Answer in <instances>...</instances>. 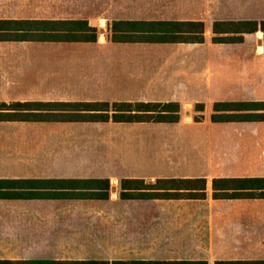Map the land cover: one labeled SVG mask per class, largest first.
Listing matches in <instances>:
<instances>
[{
	"label": "crops",
	"instance_id": "1",
	"mask_svg": "<svg viewBox=\"0 0 264 264\" xmlns=\"http://www.w3.org/2000/svg\"><path fill=\"white\" fill-rule=\"evenodd\" d=\"M243 2L252 6L245 16L231 17L213 8L217 0H0V106H30L0 112V261L264 263V199H215L213 191L216 179H264L254 174L262 168L215 175L211 160L201 159L185 163L183 176L161 175L174 169L162 157L167 134L205 124L68 122L65 107L178 103L187 111L264 102V33L244 34L238 44L206 37L211 19L213 26L264 21V0ZM67 22H87L98 40L68 43ZM128 22L203 23L205 41L114 42V24ZM139 147L142 157H131ZM156 179H205L206 198L140 205L154 216L140 225L145 246L137 257L73 255L83 234L69 214L110 210L123 180ZM103 181L109 191L87 184ZM104 193L109 198L98 199Z\"/></svg>",
	"mask_w": 264,
	"mask_h": 264
},
{
	"label": "trees",
	"instance_id": "2",
	"mask_svg": "<svg viewBox=\"0 0 264 264\" xmlns=\"http://www.w3.org/2000/svg\"><path fill=\"white\" fill-rule=\"evenodd\" d=\"M116 43H189L202 44L205 41L203 23H116L113 26ZM264 33L262 22L215 23L213 42L215 44L243 43L244 34ZM124 33L123 36L117 35ZM138 33L144 35H136ZM98 40L97 30L90 28L87 22H67L68 43H93ZM29 105L0 106L1 111H15ZM68 122L89 123H165L180 122L181 107L178 103H122V104H66ZM203 109V106H199ZM202 111V110H201ZM212 116L214 123L264 122V102L217 104ZM227 112L228 114H219ZM234 112L238 114H233ZM1 115V114H0ZM199 122V119L197 120ZM98 183L103 190H110L109 181ZM122 200H202L206 198L207 181L205 179L157 180L146 183L143 180H123ZM215 199H264V179H216L213 182ZM1 196V194H0ZM98 199H108L109 194H99ZM0 264H208L207 262H157V261H0ZM216 264H264V263H225Z\"/></svg>",
	"mask_w": 264,
	"mask_h": 264
},
{
	"label": "rangeland",
	"instance_id": "3",
	"mask_svg": "<svg viewBox=\"0 0 264 264\" xmlns=\"http://www.w3.org/2000/svg\"><path fill=\"white\" fill-rule=\"evenodd\" d=\"M219 3L214 4L218 12L231 17H244L246 10L251 5L246 4L243 0H217ZM261 5L258 6L261 9ZM215 14H212L214 18ZM216 16V15H215ZM218 16V15H217ZM216 20L211 19L210 30L206 31V37L209 42H213V23ZM233 21V20H225ZM235 21V20H234ZM256 35L253 36V38ZM259 38H264L258 35ZM264 40V39H263ZM244 101L224 102L220 104H239ZM248 103V102H246ZM253 103V102H249ZM217 105V104H216ZM215 104L209 106L205 104L195 105L193 109L180 111V120L192 122L196 124H205L196 132H171L167 136L171 139L164 141V145H169V149L163 151L164 160L173 163L174 169L171 173H163L161 175H177L183 176L187 174L185 163L193 160L210 159L212 164V174H228L236 175L253 172L247 171L250 167L259 168L261 170L254 172L257 175H264V122H229L214 123L212 116L216 114ZM199 106H203L201 109ZM202 110V111H201ZM221 115L227 112L219 113ZM233 114H238L234 112ZM199 119V122L197 120ZM150 124V123H149ZM208 126H211L210 137L208 136ZM132 137L133 146L138 147L135 131L129 133ZM131 157H139V150L132 149ZM149 152V151H148ZM142 157V156H141ZM168 161V162H169ZM229 168V171H226ZM241 168V172L238 169ZM157 181L148 180L147 183H155ZM121 189V184H120ZM90 203V202H89ZM154 201L148 200H127L124 201L117 197V201L112 202L110 210L100 209V211H88L77 214H69L70 220L81 228L82 244L76 245L74 254L78 258L86 259H102L107 258H131L138 256L139 249L145 246V239L141 236L144 228L140 230L149 216H154L153 212H145L140 210V205L154 204ZM163 203V202H157ZM74 225V224H73ZM75 226V225H74ZM149 226V225H147ZM145 227V226H144ZM143 242V243H141ZM113 249V250H111ZM70 255L71 251H70ZM132 262L135 260H124ZM112 262V260H110Z\"/></svg>",
	"mask_w": 264,
	"mask_h": 264
}]
</instances>
